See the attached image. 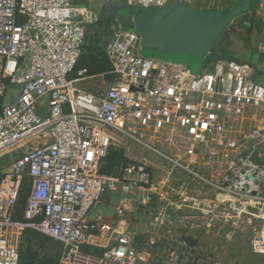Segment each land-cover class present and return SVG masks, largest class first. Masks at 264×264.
Here are the masks:
<instances>
[{
    "label": "built area",
    "instance_id": "1",
    "mask_svg": "<svg viewBox=\"0 0 264 264\" xmlns=\"http://www.w3.org/2000/svg\"><path fill=\"white\" fill-rule=\"evenodd\" d=\"M110 1L138 8L192 2ZM97 19L75 0H0V153L42 135L49 138L0 174V264L18 262V250L6 231L14 226L12 213L24 178L29 184L23 223L60 244L57 264H163L158 256L162 246L138 249L127 230L116 233L114 224L89 219L90 210L110 193L119 197L118 213L131 200L136 206L156 201L151 170L132 160L106 169L109 154L124 143L152 149V139L178 128L191 140L186 154L192 162L202 151L201 162L210 167L222 149L239 144V138L228 135L232 123L253 103L264 104V79L250 77L246 64L216 60L192 73L182 62L143 56L140 35L119 23L105 41L109 78L104 88L96 93L79 88L77 82L93 75L86 67L75 77L71 74ZM261 133L255 127L247 135L248 146L230 172L216 177L221 184L206 181L189 163L183 166L189 177L214 191V199L199 208L202 213L243 191L252 193L264 178L258 163ZM189 228L197 231L203 226L192 222ZM93 235L113 243L92 245ZM193 241L184 239L169 249L173 262L187 264L186 250H198ZM251 243L254 253L264 256V226ZM210 255L197 254L205 263H210Z\"/></svg>",
    "mask_w": 264,
    "mask_h": 264
},
{
    "label": "rangeland",
    "instance_id": "2",
    "mask_svg": "<svg viewBox=\"0 0 264 264\" xmlns=\"http://www.w3.org/2000/svg\"><path fill=\"white\" fill-rule=\"evenodd\" d=\"M192 1L197 2L196 0ZM228 1L229 0H202L204 3L203 5L207 7L213 6L215 10L222 9ZM125 6L126 5H122L121 3H114L110 1L109 6L100 10L99 14H97V27L87 34L83 44L82 54L80 55L71 74L72 77H75L77 70L80 67H86L88 69V74L93 75L90 79L77 82V86L79 88L90 93H96L104 88L109 78V74H107L109 67L105 54V41L111 35L112 31L118 26V21L116 19L117 11H124L130 15L133 14V25H131L133 28L134 24L136 27L142 28L140 24L145 19H149L147 22L148 25L152 21L151 23H154L157 27H163L166 24L171 26L174 19L176 20V13L174 9H170L167 12H162V10L159 12L157 10H150V12L147 13L145 11L144 13L146 14L144 15L140 9L135 12V9L129 10ZM91 11H93V9ZM258 12L264 13V3L262 4V8L258 9ZM263 26V22L259 23V26H254V29H252L250 33L253 35L257 34L258 29H262ZM157 27L151 28L150 33L147 30L149 35L147 34L148 36H146L147 39H151L150 45L157 44L154 42L156 41L154 39L158 38V35H160L161 38L167 34L168 30L166 27ZM147 39H145V42L142 40L141 48L144 49V47L149 46ZM232 107L233 110H237L234 106ZM245 111L244 116L248 114L249 117L242 130L240 132H236L234 129H230L228 131L229 137H237L240 139L239 144L235 147H225L217 155V157L221 159L222 168L226 169L221 171V174L230 172L231 165L235 161L237 155L247 148L248 139H246V137L251 134L252 129L255 127L261 129L262 131L259 138L261 140V144L259 145L261 158L258 159V163L264 168V104L253 103L251 107ZM48 139V134L42 135L25 144V146L17 147L5 153H0V174L7 173L9 171L10 165L15 158L37 147L39 144L47 141ZM152 141L155 143V145H152L154 146L152 149L140 147L133 143H124L123 148L109 154L106 160V165H119L122 162L131 160L141 162L152 172L153 188H156L159 183H161V178L164 176L166 178L165 188L173 193V189H176L174 186L177 184L178 177L181 179L188 177V174L184 170L183 166H188L189 161H192L193 159L186 154V145H188L191 140L183 133V131L175 128L172 131H165L162 136L152 139ZM203 156L204 152H197L195 161L201 162ZM202 166L204 165L202 164ZM215 180H212L211 182L213 184H221L223 181L222 179ZM28 184L29 179L24 178L22 182V189L12 213L14 226L6 231V237L18 250L19 258L17 264H57L61 250L60 244L35 229L25 226L23 223L22 213L25 200L27 198ZM203 184H205L204 181ZM181 185L183 187L182 190L185 192V196L187 197H183L184 200L180 203L174 199L175 196L171 197V202L166 201V206L172 211L175 209L171 207L173 206V203H178V209L184 210V212L181 211V215L186 217V223L190 221L187 217L206 216L207 220H211L210 228H208V239L213 241V243H218L220 238L222 239L230 236L228 240L226 239L229 241V244H227L228 246L226 245L225 247L227 251H223L226 255H222L221 252L215 250V254L210 255L212 258L209 259L210 263L206 264H213V262L214 264H264V256L254 253L251 243L252 238L258 230L264 226V178L257 182V187L252 193H246L243 191L241 195L236 196L235 199L226 201L225 205L219 206L216 210L211 208V211L206 213H202L199 209L202 208L205 201L203 199L196 198V196L193 197L191 194L189 195V192L192 190L187 189L186 184V187L183 186V183H181ZM207 188L210 190V193H214L208 185ZM211 199H214L213 194ZM152 204L155 206L157 201ZM162 206L163 204L160 205L161 208ZM167 207L164 210L166 214L165 217L169 215V213L167 214ZM202 232H205V229L200 228L195 231L192 238L197 240L201 237V234H203ZM134 244H136V242ZM206 245L209 250L210 247H213L215 244L207 242ZM136 247L138 249L141 248L137 244ZM166 247L168 248V246ZM200 251L201 254L209 253V251L202 248ZM212 252H214V250ZM199 262H203L204 264V258L202 259L198 257L196 262L192 264H199Z\"/></svg>",
    "mask_w": 264,
    "mask_h": 264
},
{
    "label": "crops",
    "instance_id": "3",
    "mask_svg": "<svg viewBox=\"0 0 264 264\" xmlns=\"http://www.w3.org/2000/svg\"><path fill=\"white\" fill-rule=\"evenodd\" d=\"M196 1L197 2L192 1L191 3L169 2L168 4L161 7L139 9L142 11V14L145 15L147 12H150V10H157L158 12L162 10V12H167L170 9H175V6L183 4L194 11H217L223 13L230 10L233 6L238 7L240 2L243 3L244 1H248V6L246 7V10H239L237 14L234 15L231 22L227 25L226 29L221 32V34L217 37L216 41L210 47L209 51L203 56L199 67L203 64L212 63L209 61L216 57V55L221 56L222 54H225L227 55L229 60H235L237 62L246 64V66L248 67L247 72L250 77L257 78L258 80H263L264 26L262 29H258L257 34L253 35L250 33L252 29H254V26H259V23L262 22L264 23V13L258 12V9L262 8V4L258 5V2L256 0H229L228 3H226V5L222 9H220V11L217 9L215 10L213 6L207 7L203 5L204 3L202 2V0ZM75 2L79 5H82L83 7L90 8L91 10L93 9L92 12L97 17V14H99L100 10L109 6L110 0H75ZM145 11L146 13H144ZM148 20L149 19H145L140 24L142 28L136 27L134 24L135 31L141 37V45L142 40H144L145 42V39H147V36L149 35L148 31L150 33L151 28L157 27L154 23H151L152 21L148 25ZM171 26L166 24L163 27H157H166V29L168 30L167 34L164 37L160 38V35H158L159 37L154 39L156 40L154 42L160 44V47L164 45V43L168 40V37H170L168 34L170 32L169 28ZM147 40L149 42V46H143L145 50L141 48V51L143 53L141 54L143 56H146L144 52L150 53L153 48L152 46L155 45H150L151 39L148 38ZM248 117V114L246 116H240V118L236 119V121L232 123L231 129H234L236 132H240L244 127L245 122L248 121ZM190 162L192 161H189V164L191 166L193 165V169L199 171L198 173H200L206 181H212L215 179L217 180L216 177L221 174V171L226 170L225 168H222L221 159L218 157L214 159L210 167L202 166V163L200 161H193L192 163ZM161 180V183H159L156 188L152 189V191L154 192L153 197L157 201V204L155 206H153V204L149 206H136L135 202L131 200L128 201L124 206L125 211L123 213H118L119 197L116 194L110 193L107 194L99 204L95 205L90 210L89 219L94 220L96 218H100L104 222L114 224L116 233H120L123 230H127L133 240L138 246L141 247L140 249L142 250L151 249L156 246H162V250L159 252L158 256L163 262V264H177L173 262L174 258L169 249H171L172 247H179V245L184 239H186L187 242L192 243V237L196 230L189 228L192 222L202 224L203 229H205V232H202L203 234H201V237L195 240V242L193 241L196 247H198V250L197 248L190 250L191 254L188 253V250H186L185 256L183 257L184 263L192 264L196 262L197 258L199 257L197 256V254L199 253L201 248L209 251L210 254H215V250H217L221 252L222 255H226V253H223V251H227L225 247L227 244H229V241L227 240L228 238H230V236L224 237L222 239L220 238L218 240V243H213V241L209 240L208 228H210L211 220H207L206 217L190 216L187 217V219H189L190 221L186 223V217H183L181 215L184 210L178 209V203H173V206L171 207L175 209L172 211L166 206V201L171 202V197L175 196L174 199L179 203L184 200L183 197H187L185 196V192H183L182 190L183 187L181 183H183V186H185L186 184L187 189L192 190L191 192H189V195L191 194L193 195V197L196 196V198L203 199L204 201H209V199H211L212 197V194L209 192L206 183L204 182L205 184H203L202 180L191 178L189 176L182 179L178 177L177 184L174 186V188L176 189H173L174 191L172 193L171 191L165 188L166 178L162 176ZM161 204H163V209L160 207ZM166 207L168 209V212L167 210L166 212L167 214L169 213L167 217H165L166 214L164 211ZM89 241L92 245L100 246H109L113 243L112 239L107 241H100L94 235L90 237ZM153 241V244L155 245L150 247V244ZM207 242H210V244L215 245L213 247H210V249L208 250V246L206 245ZM166 246H168V248ZM98 250L101 251V249ZM213 250L214 252H212ZM199 264L202 263L199 262Z\"/></svg>",
    "mask_w": 264,
    "mask_h": 264
},
{
    "label": "water",
    "instance_id": "4",
    "mask_svg": "<svg viewBox=\"0 0 264 264\" xmlns=\"http://www.w3.org/2000/svg\"><path fill=\"white\" fill-rule=\"evenodd\" d=\"M240 4L223 13L194 11L183 4L175 6L176 20L174 19L173 25L169 28L170 37L161 47L160 44L153 45L152 51L144 54L165 62H182L192 73H196L203 56L226 29L234 15L239 10H246L248 1Z\"/></svg>",
    "mask_w": 264,
    "mask_h": 264
},
{
    "label": "trees",
    "instance_id": "5",
    "mask_svg": "<svg viewBox=\"0 0 264 264\" xmlns=\"http://www.w3.org/2000/svg\"><path fill=\"white\" fill-rule=\"evenodd\" d=\"M125 7L127 9H129V10L135 9V12H137L139 10L138 7H131V6H125ZM133 17H134L133 14L130 15V14H127L126 12H124V11H117V14H116V19H117L118 23L121 24L122 26H131V25H133L132 24ZM227 58L228 57L225 54H222L221 56L216 55V57H214L209 62H214L216 60H229V58L228 59ZM113 166H115V165H111V166L106 165V169H111Z\"/></svg>",
    "mask_w": 264,
    "mask_h": 264
}]
</instances>
